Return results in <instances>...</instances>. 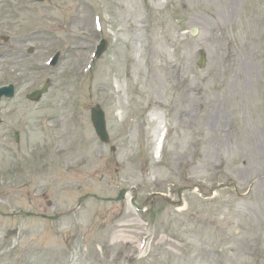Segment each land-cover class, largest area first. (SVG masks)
Returning <instances> with one entry per match:
<instances>
[{
    "label": "rangeland",
    "instance_id": "obj_1",
    "mask_svg": "<svg viewBox=\"0 0 264 264\" xmlns=\"http://www.w3.org/2000/svg\"><path fill=\"white\" fill-rule=\"evenodd\" d=\"M8 83L0 264H264V0H0Z\"/></svg>",
    "mask_w": 264,
    "mask_h": 264
},
{
    "label": "water",
    "instance_id": "obj_2",
    "mask_svg": "<svg viewBox=\"0 0 264 264\" xmlns=\"http://www.w3.org/2000/svg\"><path fill=\"white\" fill-rule=\"evenodd\" d=\"M38 1H46V0H38ZM105 46H103L101 52L104 50ZM99 52L98 55L101 54ZM57 61V59H56ZM55 61V62H56ZM206 64V55L202 52L201 59L199 62L200 67H204ZM51 84V81L48 80L43 88L37 89L30 93L28 95V98L34 101L40 100L42 95L48 91L49 86ZM7 97H13L15 95V87L14 85L4 86L0 88V100L3 96ZM92 121L94 124V127L96 129V132L98 136L100 137L101 141L108 143L110 141V136L107 131V125H106V118H105V112L102 110L101 106L99 104H95L92 107ZM126 190H121V194L119 196V199L123 198L125 195Z\"/></svg>",
    "mask_w": 264,
    "mask_h": 264
},
{
    "label": "bare ground",
    "instance_id": "obj_3",
    "mask_svg": "<svg viewBox=\"0 0 264 264\" xmlns=\"http://www.w3.org/2000/svg\"><path fill=\"white\" fill-rule=\"evenodd\" d=\"M189 114H191L190 113V108L189 109H186V110H182L181 111V115L179 116L180 118V120H183V118H186V117H188L189 116ZM160 138L162 139V136H160ZM160 138L159 137H157L156 139H157V141H158V144H157V150L159 151V149H160Z\"/></svg>",
    "mask_w": 264,
    "mask_h": 264
}]
</instances>
